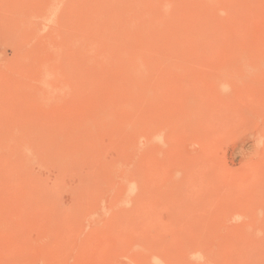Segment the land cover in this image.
Segmentation results:
<instances>
[{
	"label": "rangeland",
	"instance_id": "rangeland-1",
	"mask_svg": "<svg viewBox=\"0 0 264 264\" xmlns=\"http://www.w3.org/2000/svg\"><path fill=\"white\" fill-rule=\"evenodd\" d=\"M0 264H264V0H0Z\"/></svg>",
	"mask_w": 264,
	"mask_h": 264
},
{
	"label": "bare ground",
	"instance_id": "bare-ground-1",
	"mask_svg": "<svg viewBox=\"0 0 264 264\" xmlns=\"http://www.w3.org/2000/svg\"><path fill=\"white\" fill-rule=\"evenodd\" d=\"M50 62V61H49ZM48 64H50V63H48ZM51 66V65H50ZM156 263H158V261L156 262Z\"/></svg>",
	"mask_w": 264,
	"mask_h": 264
}]
</instances>
